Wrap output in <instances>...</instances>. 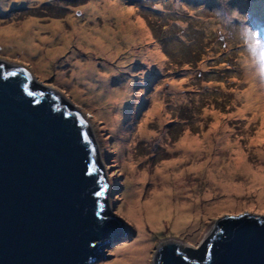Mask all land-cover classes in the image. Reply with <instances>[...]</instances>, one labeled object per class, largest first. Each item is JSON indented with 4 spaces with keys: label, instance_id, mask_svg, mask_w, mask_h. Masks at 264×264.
<instances>
[{
    "label": "rangeland",
    "instance_id": "obj_1",
    "mask_svg": "<svg viewBox=\"0 0 264 264\" xmlns=\"http://www.w3.org/2000/svg\"><path fill=\"white\" fill-rule=\"evenodd\" d=\"M0 55L94 129L127 222L95 264H158L171 238L205 247L225 215L264 214V0H0Z\"/></svg>",
    "mask_w": 264,
    "mask_h": 264
},
{
    "label": "water",
    "instance_id": "obj_2",
    "mask_svg": "<svg viewBox=\"0 0 264 264\" xmlns=\"http://www.w3.org/2000/svg\"><path fill=\"white\" fill-rule=\"evenodd\" d=\"M0 65V264H95L127 222L94 129L29 70L5 55ZM157 262L264 264V214L225 215L205 247L171 238Z\"/></svg>",
    "mask_w": 264,
    "mask_h": 264
},
{
    "label": "bare ground",
    "instance_id": "obj_3",
    "mask_svg": "<svg viewBox=\"0 0 264 264\" xmlns=\"http://www.w3.org/2000/svg\"><path fill=\"white\" fill-rule=\"evenodd\" d=\"M105 8H106V11H107V7L105 6ZM109 14V13H108ZM120 21V20H119ZM77 21L75 20H73V23L75 24ZM120 23V22H119ZM95 26V25H94ZM82 29V28H81ZM80 29V32H78V33H75L80 39H88L87 41L88 42H90V43H92V44H98L100 41L98 40V38L97 37H94V38H91V34H93V33H96L95 35L96 36H99L100 35V37L102 38V37H105V36H112V33H110V32H105L104 34H100L99 32H101V33H103L102 31H100V30H97L96 28V30H94V32L93 33H87L86 32V30L85 31H83V30H81ZM56 29H53V30H50V32L51 33H58V32H56L55 31ZM123 30H124V33L126 32L125 31V26H123ZM62 34H63V32H62ZM140 34H141V37H144L145 36V34H146V32L143 30V29H141V31H140ZM64 35V34H63ZM111 39V38H110ZM109 39V41L110 42H112L113 41V39H111L110 40ZM151 56V62L152 61H154V57H157V56H159L158 54H157V56H156V54H151L150 55ZM84 67H91V65H89V66H78V68L79 69H82V68H84ZM82 72L80 71V74H81ZM146 76V75H145ZM99 80H102V82L105 84V86L104 87H106L107 88V86L109 85V78L108 77H104V76H101V75H98V81ZM107 85V86H106ZM109 88V87H108ZM130 93V89H128L127 90V95ZM253 93H255V85H251L250 86V88H249V91L246 93V94H250V95H248L247 96V102H246V104H247V109L248 110H251V108L249 107V106H251L252 104H250L254 99H255V95L253 94ZM119 94V96L121 97L122 95L120 94V93H118ZM256 94V93H255ZM115 95V93H111L110 94V96H114ZM120 97H119V99H120ZM254 97V98H253ZM246 99V98H245ZM122 102H119L118 103V105H120ZM248 104H250V105H248ZM262 116L264 117V113L262 114ZM189 140H191L192 141V145H189V146H187V147H184L183 145H185L184 143L182 144V146H183V148L185 149V150H189V149H193V146L195 145V144H197V140L196 139H189ZM164 245H166V242L164 243ZM164 245H162L161 246V248H163L164 247Z\"/></svg>",
    "mask_w": 264,
    "mask_h": 264
},
{
    "label": "snow or ice",
    "instance_id": "obj_4",
    "mask_svg": "<svg viewBox=\"0 0 264 264\" xmlns=\"http://www.w3.org/2000/svg\"><path fill=\"white\" fill-rule=\"evenodd\" d=\"M132 11H133L132 9H129V12H132ZM0 67H2V65H0ZM16 75H17L16 70H10L7 72V76H9V77H14ZM103 194H104L103 191L96 193L97 196H102ZM184 259H187V257H185Z\"/></svg>",
    "mask_w": 264,
    "mask_h": 264
},
{
    "label": "trees",
    "instance_id": "obj_5",
    "mask_svg": "<svg viewBox=\"0 0 264 264\" xmlns=\"http://www.w3.org/2000/svg\"><path fill=\"white\" fill-rule=\"evenodd\" d=\"M198 258H202V256L200 255V256H198Z\"/></svg>",
    "mask_w": 264,
    "mask_h": 264
}]
</instances>
